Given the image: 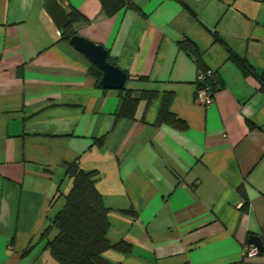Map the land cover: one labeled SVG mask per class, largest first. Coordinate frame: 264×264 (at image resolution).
I'll list each match as a JSON object with an SVG mask.
<instances>
[{"label":"crops","instance_id":"crops-1","mask_svg":"<svg viewBox=\"0 0 264 264\" xmlns=\"http://www.w3.org/2000/svg\"><path fill=\"white\" fill-rule=\"evenodd\" d=\"M60 1L128 73L126 90L159 96L123 118L46 0H0V264H56L42 234L75 163L98 171L109 236L133 246L108 251L115 264H243L250 237L264 241V0H123L112 15L102 0ZM209 69L220 89L205 107ZM165 94L185 129L157 123Z\"/></svg>","mask_w":264,"mask_h":264},{"label":"trees","instance_id":"trees-1","mask_svg":"<svg viewBox=\"0 0 264 264\" xmlns=\"http://www.w3.org/2000/svg\"><path fill=\"white\" fill-rule=\"evenodd\" d=\"M102 1L104 9L109 15L114 14L123 5V0ZM70 17L72 24L65 29V33L62 35L66 41H70L77 34L73 26L74 23L87 21L78 10H72ZM179 46L200 60V52L192 40L184 39L179 42ZM238 64L246 74L250 72V68L245 62L238 61ZM92 72L100 84L102 72L96 67L92 69ZM140 80L146 79L140 78ZM208 83L214 90L220 89V85L215 79V73ZM119 93L122 98L120 115L127 120L135 118L141 99L151 102L159 96L158 93L143 92L139 97H136L132 91L126 90V88ZM172 101L171 94L163 96L157 123L185 129L186 123L171 110ZM67 178L71 183L69 190L63 192L59 189L53 201L54 204L60 202L62 207L42 234V237L47 240L46 249L50 252L54 262L56 264H115L107 257L108 251L113 250L124 255L131 253L133 251L131 243L126 240L113 241L109 236L112 208L106 205L104 197L97 187L98 171H85L78 163H75L68 166ZM247 208L248 204L244 206V209ZM119 211L127 214L133 213V211Z\"/></svg>","mask_w":264,"mask_h":264},{"label":"water","instance_id":"water-1","mask_svg":"<svg viewBox=\"0 0 264 264\" xmlns=\"http://www.w3.org/2000/svg\"><path fill=\"white\" fill-rule=\"evenodd\" d=\"M45 8L60 34L63 35L65 29L72 24L68 9L60 0H46ZM70 44L90 59L102 72L100 85L103 88L121 91L126 87L128 73L110 62L109 51L103 45L94 43L79 34L70 39ZM249 243L258 247L261 254H264V241L260 236L252 235Z\"/></svg>","mask_w":264,"mask_h":264},{"label":"built area","instance_id":"built-area-1","mask_svg":"<svg viewBox=\"0 0 264 264\" xmlns=\"http://www.w3.org/2000/svg\"><path fill=\"white\" fill-rule=\"evenodd\" d=\"M214 71L209 69L201 72L197 79V91H196V101L201 105L208 107L214 100L217 91L209 85V79L212 78ZM261 254L258 247L254 245H248L243 253L244 263L243 264H254V258Z\"/></svg>","mask_w":264,"mask_h":264}]
</instances>
